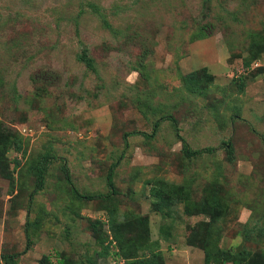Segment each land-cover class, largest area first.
I'll list each match as a JSON object with an SVG mask.
<instances>
[{
	"label": "rangeland",
	"instance_id": "1",
	"mask_svg": "<svg viewBox=\"0 0 264 264\" xmlns=\"http://www.w3.org/2000/svg\"><path fill=\"white\" fill-rule=\"evenodd\" d=\"M263 44L264 0H0V120L22 141L0 161V255L123 264L114 212L126 225L149 217L163 264H206L198 227L210 217L185 202L159 209L164 182L219 203L212 241L224 264L264 250V71L234 77ZM184 143L205 150L189 157Z\"/></svg>",
	"mask_w": 264,
	"mask_h": 264
},
{
	"label": "trees",
	"instance_id": "2",
	"mask_svg": "<svg viewBox=\"0 0 264 264\" xmlns=\"http://www.w3.org/2000/svg\"><path fill=\"white\" fill-rule=\"evenodd\" d=\"M206 2H210V0H206ZM95 7V5H92ZM260 51V52H259ZM264 54V44L261 45V49L256 51V54L252 55L247 60H244L242 64L246 67H250L253 62H255L259 56ZM79 60L85 63L87 68L91 71L96 72V66L93 58L88 54L87 49H83L82 52L78 55ZM264 59V58H262ZM256 69V73H260L264 71V66ZM252 69V70H254ZM245 75H241L238 79L242 80ZM0 86H4V81L0 77ZM9 96L14 102L21 97V95L17 91V87L13 84L9 88ZM158 126V124L156 125ZM146 134V133H144ZM22 141L21 137L17 133H14L9 128H7L4 123L0 120V161L6 160V154L9 150L14 148L15 150H21ZM212 151L214 148H207ZM205 149H196L191 150L188 148V145L184 143V151L185 154L189 157L198 155L202 153ZM228 151V159L233 162L234 161V147L231 143H229L227 147ZM52 155L47 152L42 156V160L39 161L36 166L37 173V189L41 188L44 183V178L47 173L49 162L52 159ZM18 164V162H17ZM116 163H114L110 171L107 175V184L111 189V192L116 193L117 189L114 183L113 172ZM63 171L67 175V178L70 177L69 168L66 164L63 165ZM164 187L160 189H154L152 192L153 201L159 205V209L163 207V205L169 204L173 205L179 202H185L184 211L188 215H200L204 214L210 217L208 222L204 221L200 223L198 229L205 233L206 241H205V263L210 264L213 260H216L219 264L226 263V258L224 251L220 249L215 243H213V234L216 232L217 228L215 227V222L222 215V210L220 208L219 203L213 202L214 200L208 198L203 201H193L190 197L186 196L183 193L181 187L174 183L164 182ZM77 196L80 198H93L92 195H82L76 190ZM110 217V225L114 232V238L111 242H113V246L117 247L115 253L118 255L120 259L124 261L123 264H163L164 256L162 251L158 250L159 246L158 242L153 243L151 241V230H150V220L148 216H136L133 220H130L129 224H124L116 220L114 217V212H111ZM127 226V227H126ZM133 235L126 236L129 228ZM109 246L105 247V254H108ZM20 256V253H12V254H2L0 255V259L5 261L8 264H14L16 258ZM60 264H67L63 255L58 256ZM45 263V262H44ZM43 263V264H44ZM233 264H264V250L261 251H253L248 249L240 258L233 260Z\"/></svg>",
	"mask_w": 264,
	"mask_h": 264
},
{
	"label": "built area",
	"instance_id": "3",
	"mask_svg": "<svg viewBox=\"0 0 264 264\" xmlns=\"http://www.w3.org/2000/svg\"><path fill=\"white\" fill-rule=\"evenodd\" d=\"M253 63L251 64L250 67H246L244 64H242L240 67H238V70H237V72H235L234 77L239 78L241 75L246 74L248 72V70H250V68L254 69V68H259V67L264 66V60H257ZM240 68L242 69L241 71H240Z\"/></svg>",
	"mask_w": 264,
	"mask_h": 264
}]
</instances>
